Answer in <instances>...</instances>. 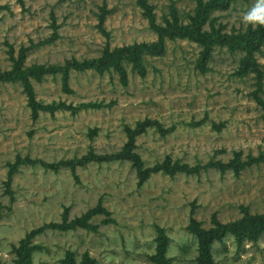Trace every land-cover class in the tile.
<instances>
[{
	"label": "rangeland",
	"instance_id": "1",
	"mask_svg": "<svg viewBox=\"0 0 264 264\" xmlns=\"http://www.w3.org/2000/svg\"><path fill=\"white\" fill-rule=\"evenodd\" d=\"M145 1L159 25L175 16L189 24L198 4ZM254 2L212 10L201 30L256 29L242 21ZM149 18L139 0H0V70L10 69L20 50L26 65H62L106 47L150 43L157 35ZM202 50L189 38H167L164 55L144 57L145 73L125 65V84L114 69L71 70L66 86L60 74L32 79L39 104L76 107L42 110L36 119L22 84L0 82V264H14L30 232L40 246L31 264H153L147 256L156 251L157 228L169 239V264H197L190 219L209 228L264 217V161L239 171L202 167L236 152L242 161L264 153V44L251 51L260 74L240 75L248 52L217 45L202 70ZM146 119L160 127L135 136L134 151L149 171L142 179L132 161L109 157L123 151L127 129ZM88 156L98 159L74 169L46 165ZM27 157L35 162H23ZM176 163L199 168L172 172ZM98 203L109 214L92 212ZM87 214L90 227L79 224ZM211 256L215 264H264V233L240 246L229 233L212 244Z\"/></svg>",
	"mask_w": 264,
	"mask_h": 264
},
{
	"label": "trees",
	"instance_id": "2",
	"mask_svg": "<svg viewBox=\"0 0 264 264\" xmlns=\"http://www.w3.org/2000/svg\"><path fill=\"white\" fill-rule=\"evenodd\" d=\"M235 0H197L198 4L195 8L194 16L189 24H180L177 16L174 17L173 21L166 20V25H159L154 23V17L152 12V6L146 3L145 0H139L140 5L146 11L148 17H150V23L154 28L157 39L150 43L141 42L133 43L130 45H123L115 47L113 49L106 47L102 50L101 55L94 58H84L78 60L76 58H70L65 61L62 65L56 64H32L26 65V53L25 50H20L17 57H12V66L8 70H0V82H19L22 84L24 92L29 100V104L32 110V118L38 117L39 111L42 110H56V109H76V107L65 104L57 105H41L35 99L34 88L32 79L40 81L45 75L60 74L64 86L67 85L69 80V73L71 70L84 71L88 69H95L99 73L106 70L114 69L119 72L123 84L127 80V71L125 65L130 63L132 69L143 74L145 73L144 68V57L145 56H162L166 49L167 38H189L195 42H198L203 46L201 56L198 59V67L202 70L206 68V62L211 57L212 48L217 46H225L230 49H237L246 51L248 54L241 59V70L240 75L252 73L260 74L259 63L255 61L252 56V50L259 48L264 44V27L258 26L252 31H248L240 35H228L220 33H208L203 32L202 26L206 23L210 12L216 9H227L229 5ZM258 98V95H255ZM159 126L160 124L154 120H143L136 122V128L127 129L128 142L125 145L123 151L116 156L109 158L126 159L132 161L133 165L138 169L142 179L148 176L149 171L142 169V160L139 155L134 151L135 148V136L142 131H145L148 127ZM173 128H168L167 131H171ZM240 152H236L234 157L227 161H210L203 165V168H215L220 171L227 169H234L236 171L242 170L244 167L253 163L264 161V153L257 156H249L246 161L240 159ZM107 159L108 157H101ZM98 159L95 156H88L85 159L79 161H59L54 164H46L50 168L57 169L64 165L71 166L74 169L76 164H85L90 160ZM23 162L33 163L35 160L30 158H24ZM17 163L14 164L10 170V176L13 170L16 169ZM199 167L190 166L188 164H174L172 172L184 171L187 173L197 172ZM144 173V174H143ZM92 212L109 214V212L98 203L95 210ZM88 215H85L80 219L84 226H88L86 220ZM73 222L67 225L55 224L45 225L44 227L53 228L60 227L62 229L74 228L76 225ZM90 227V224L89 226ZM188 229L197 239V250L198 256L196 257L197 264H215L211 256V246L214 242H223V239L229 233H232L236 239L237 246H240L244 240H250L255 243L261 234L264 233V217H242L233 222L221 224L213 223L211 227L204 228L202 224L193 218L190 219ZM35 232H30L22 239L17 247V259L14 264H31V254L35 249H39L38 244H31L30 238ZM169 239L163 229L157 228V245L156 251L152 255H148L147 259L153 264H169L170 258L166 257L165 251L168 246ZM92 261H90L91 263Z\"/></svg>",
	"mask_w": 264,
	"mask_h": 264
},
{
	"label": "clouds",
	"instance_id": "3",
	"mask_svg": "<svg viewBox=\"0 0 264 264\" xmlns=\"http://www.w3.org/2000/svg\"><path fill=\"white\" fill-rule=\"evenodd\" d=\"M242 21L253 27H264V0H255L248 11L243 14Z\"/></svg>",
	"mask_w": 264,
	"mask_h": 264
}]
</instances>
